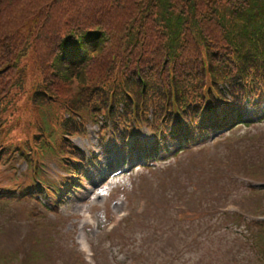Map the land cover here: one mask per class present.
Segmentation results:
<instances>
[{
    "label": "rangeland",
    "instance_id": "1",
    "mask_svg": "<svg viewBox=\"0 0 264 264\" xmlns=\"http://www.w3.org/2000/svg\"><path fill=\"white\" fill-rule=\"evenodd\" d=\"M34 22V18H27L23 23L15 19L0 21V142L26 150H32L31 147L45 137L50 138L52 129L60 134V127L67 125L73 115L71 109L86 101L85 95L106 90L102 86L83 85L73 80L67 84L59 82L54 76L53 65L58 54H61V38L68 29L60 25L48 36L46 31L40 32L41 24ZM161 26L164 30V26ZM51 36L57 39L52 42ZM224 36L223 32L217 40L222 51H210L212 55L221 54L222 60L229 51L227 42H222ZM179 43V52L174 58L168 48V54L165 51L163 62L170 69L174 63L182 61L184 42ZM129 44L135 42L129 39L125 45L128 47ZM204 61L207 64L205 70ZM198 62L200 66L197 71L186 70V74L179 78L186 80V76L192 74L197 76L199 83L207 81L203 85L213 86L214 82L209 83L211 72L205 49H199ZM44 69L50 74L48 82L44 79L48 78ZM152 76L155 78L156 73L152 72ZM105 85L107 87L108 83ZM91 130L95 132L97 128L93 125ZM93 132L89 141L78 137H73V140L77 145L87 144L92 148V143H97ZM261 134L264 136L257 126L234 130L218 145L197 148L180 160L163 164L161 170L144 172L140 181L145 184L142 190L138 189V183L133 186L131 181L124 178L103 183L91 178L86 182L87 189L70 206H62L60 212L56 213L59 214L57 218L50 214L49 218L45 215L34 217L35 206L29 202L0 206V264H11L18 255L26 258L25 264H79L69 250L74 245L79 255L83 253V236L78 218L86 207L84 204L105 205L98 212V217L107 219L109 211L118 214L125 208L134 210L143 197L146 202L149 201L143 216L145 219L141 223L149 240L148 247L153 243L157 248L168 251V255L164 256L152 250L147 259L150 263L147 264H264V231L259 233L262 239L257 241L253 236L257 230L249 229L247 222L243 225L249 231V238L228 232L225 230L227 224H224L227 219L221 214L227 205L233 204L247 216L264 215V192H252L248 184L235 180L239 177L241 181L243 178H248L246 180L250 182L264 181V140ZM42 160L47 165L51 162L50 158ZM24 166L19 163L20 169ZM6 167L0 168V178L11 177V169ZM119 182L127 188L123 193L121 190L124 187L120 190ZM114 189L119 190L118 197L131 192L129 197L132 203L129 207L121 198L115 205H110L111 191ZM195 193H201L198 201L194 198ZM179 202L191 212L183 223H179L177 217ZM237 226L245 229L240 222ZM53 227L56 231L52 232ZM91 236L97 235L93 232ZM137 236L140 237L136 232L125 233L116 238L117 241H110L104 246L110 249L112 246L116 253L120 247H125L126 252L120 254L119 258L130 261L135 256L133 251L140 252L139 247L133 245V238ZM88 241L92 243L90 237ZM127 242L129 248L125 246ZM172 244L175 250H171Z\"/></svg>",
    "mask_w": 264,
    "mask_h": 264
},
{
    "label": "trees",
    "instance_id": "2",
    "mask_svg": "<svg viewBox=\"0 0 264 264\" xmlns=\"http://www.w3.org/2000/svg\"><path fill=\"white\" fill-rule=\"evenodd\" d=\"M27 18L41 24L40 32L48 36L60 25L68 29L54 61V76L62 84L73 80L105 87L85 96L94 106L114 103L118 95L128 98L123 89L131 91L133 85L140 96L153 83L166 86L173 80L177 89L183 88L198 79L192 74L186 80L179 77L198 70L200 48L207 52L216 81L231 67L264 69V0H0V21L23 23ZM223 32L229 51L222 60L210 51H222L217 40ZM56 39L51 36L52 42ZM129 39L135 44L127 47ZM179 41L184 42L182 61L170 69L163 62L165 51L174 58ZM206 66L204 61V70ZM44 73L48 82L50 74L46 69Z\"/></svg>",
    "mask_w": 264,
    "mask_h": 264
}]
</instances>
